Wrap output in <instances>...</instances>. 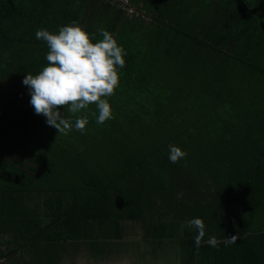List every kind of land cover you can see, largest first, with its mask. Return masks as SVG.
<instances>
[{
  "label": "trees",
  "instance_id": "obj_1",
  "mask_svg": "<svg viewBox=\"0 0 264 264\" xmlns=\"http://www.w3.org/2000/svg\"><path fill=\"white\" fill-rule=\"evenodd\" d=\"M73 22L126 55L112 118L64 135L22 80ZM80 258L264 264V0H0V264Z\"/></svg>",
  "mask_w": 264,
  "mask_h": 264
},
{
  "label": "clouds",
  "instance_id": "obj_2",
  "mask_svg": "<svg viewBox=\"0 0 264 264\" xmlns=\"http://www.w3.org/2000/svg\"><path fill=\"white\" fill-rule=\"evenodd\" d=\"M36 39L46 42L47 66L33 75L26 73L22 84L28 88L30 105L36 115H42L46 124L57 130L58 134L67 135L73 128L81 133L88 124L86 116H77L92 104L97 110L98 125L112 118L108 97L114 94L119 84L118 69L125 67L122 46L111 33L101 32L102 39L93 43L89 35L75 22L62 26L53 33L46 29L36 31ZM60 109H67L77 118L72 121L62 115ZM171 163H177L186 157V152L179 147L168 145ZM187 226L197 230L195 243L200 245L205 235L202 219L187 221ZM237 237H228L225 243H235ZM216 247L219 243L215 236L205 241Z\"/></svg>",
  "mask_w": 264,
  "mask_h": 264
},
{
  "label": "rangeland",
  "instance_id": "obj_3",
  "mask_svg": "<svg viewBox=\"0 0 264 264\" xmlns=\"http://www.w3.org/2000/svg\"><path fill=\"white\" fill-rule=\"evenodd\" d=\"M79 262H80V264H83V263H85V262H87V261H86V259L80 258V259H79ZM121 263H122V262H121ZM107 264H109V263H107ZM114 264H120V262H119V263L114 262Z\"/></svg>",
  "mask_w": 264,
  "mask_h": 264
}]
</instances>
